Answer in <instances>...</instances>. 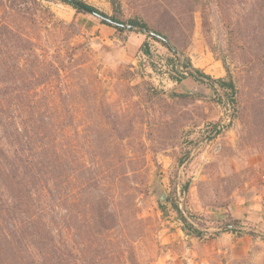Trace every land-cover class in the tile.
<instances>
[{
    "label": "rangeland",
    "instance_id": "rangeland-1",
    "mask_svg": "<svg viewBox=\"0 0 264 264\" xmlns=\"http://www.w3.org/2000/svg\"><path fill=\"white\" fill-rule=\"evenodd\" d=\"M79 1L0 0V264H264V0Z\"/></svg>",
    "mask_w": 264,
    "mask_h": 264
},
{
    "label": "trees",
    "instance_id": "trees-1",
    "mask_svg": "<svg viewBox=\"0 0 264 264\" xmlns=\"http://www.w3.org/2000/svg\"><path fill=\"white\" fill-rule=\"evenodd\" d=\"M65 1L66 3H69L71 4L72 6L76 7L79 9L78 6H76L75 4L78 3V4H81V5H84L85 7L91 9L92 11L96 12V13H99L101 14L102 16L106 17L105 14H103L102 12H99L98 10H96L95 8L93 7H90V6H87L85 5L83 2L79 1V0H63ZM103 23H107V24H110L108 22H106V20L102 19L101 20ZM113 21L117 22V24L113 25L115 28L119 29V30H124L123 28V24L127 23L128 25H132V26H136V27H140V28H143V29H146L147 26L145 23L143 22H139L135 19H130L128 20L127 22H123L121 20H117V19H113ZM112 25V23H111ZM153 36V35H152ZM155 38V36H153ZM159 41L163 42L162 40L159 39ZM182 65L185 67V70L186 71V74H188L189 76L191 77H194L197 79H199V77L205 79L206 82H208L210 85L212 84V86H214V84H217L220 88H222L223 90H229V99L231 96H233V93L235 91V87L233 85V83L231 81H225L223 80L222 78H219V79H212L210 76L204 74L203 72H201L199 69H194V68H191V65L188 61H185L182 63ZM182 73V72H181ZM180 79V77L178 78ZM202 81V80H201ZM228 101H231V99ZM233 102V101H231ZM176 208V211L178 212L179 216H180V219L185 223L187 224V228L190 229L193 233L195 234H200L201 232L198 231L196 228H194L191 224L187 223V220L186 218L181 214V211L179 210V208L177 206H175Z\"/></svg>",
    "mask_w": 264,
    "mask_h": 264
},
{
    "label": "water",
    "instance_id": "water-1",
    "mask_svg": "<svg viewBox=\"0 0 264 264\" xmlns=\"http://www.w3.org/2000/svg\"><path fill=\"white\" fill-rule=\"evenodd\" d=\"M77 6L81 7L82 9H85V10L89 11L90 13H92V14H94V15H96V16H98V17L104 19V20H107V21H109V22H111V23H113V24H117V22H115V21H113V20H111V19H108V18L102 16V15L99 14V13H96V12L92 11L91 9H89V8H87V7H85V6L81 5V4H77ZM124 26H126V25H124ZM126 27H128V28H134V29H137V30H145V29H143V28L136 27V26H132V25H127ZM149 33H151V34H155V33L152 32V31H149ZM155 35H156V34H155ZM157 36H158V35H157ZM163 197H164V193H162V194L160 195V199L162 200ZM226 229H241V230H243V229H245V227H244V226H240V225H227V226H223V227L220 228V230H226Z\"/></svg>",
    "mask_w": 264,
    "mask_h": 264
},
{
    "label": "crops",
    "instance_id": "crops-1",
    "mask_svg": "<svg viewBox=\"0 0 264 264\" xmlns=\"http://www.w3.org/2000/svg\"><path fill=\"white\" fill-rule=\"evenodd\" d=\"M236 263H239V262H236Z\"/></svg>",
    "mask_w": 264,
    "mask_h": 264
}]
</instances>
